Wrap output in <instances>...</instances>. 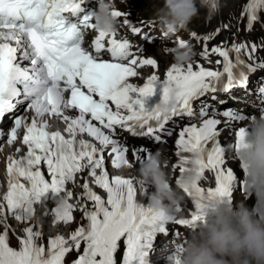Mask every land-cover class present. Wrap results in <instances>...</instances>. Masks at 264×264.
I'll return each mask as SVG.
<instances>
[{"label":"snow or ice","instance_id":"1","mask_svg":"<svg viewBox=\"0 0 264 264\" xmlns=\"http://www.w3.org/2000/svg\"><path fill=\"white\" fill-rule=\"evenodd\" d=\"M201 2L209 16L217 8V0ZM85 5L86 0H0V150L4 143L10 148L26 146L23 154L16 146L14 155L7 157V191L0 200V264H65L72 251L78 255L71 264H150L157 239L179 235L169 224L186 227L204 221L207 202L230 198L239 179L235 168L228 166L231 159L219 137L232 128L230 121H247L255 114L231 107L219 110L217 105L227 100L218 94L235 100L230 93L242 88L246 96H256L252 106L264 115V75L255 88H248L250 74L264 73V59L256 56L264 46L234 38L211 43L220 27L203 36L192 31L190 38L201 46L200 56L218 67L172 63L163 76L153 72L141 86L130 78H139V69L145 66L159 67L156 59L140 54L155 43L152 36H142L144 44L134 50L127 36L100 30L94 12H87ZM262 10L264 0L246 3L242 13L247 15L246 31L253 30ZM112 14L124 15L118 10ZM120 28L142 34L130 18H124ZM90 31L95 35L89 40ZM178 45L189 43L180 39ZM165 51L173 53L175 48ZM157 91L159 102L147 108V98ZM172 93L175 107L162 113L160 105ZM53 118L64 125L63 130L49 131ZM125 133L161 145L177 137L172 169L177 173L175 183L194 205L189 218L138 204L137 185L131 178H110L109 167L120 169L144 163L145 156L147 161L152 158L145 144L128 143ZM246 135L244 127L234 132L237 152L247 146ZM197 172L203 180L206 172L211 173L214 186L186 185L185 177ZM91 183L105 190L106 199L93 191ZM69 184L81 191L74 193ZM49 193L55 205L50 210L54 223L73 221L77 205L69 201L75 194L87 224L67 238H49L45 246L38 242L43 236L39 224L29 222L35 216L34 205L42 204L48 213ZM60 196L66 201L62 211L56 205ZM83 201H90L91 207ZM181 210L177 204L174 212ZM9 216L29 224L23 228L24 236H18V249L10 246Z\"/></svg>","mask_w":264,"mask_h":264},{"label":"clouds","instance_id":"2","mask_svg":"<svg viewBox=\"0 0 264 264\" xmlns=\"http://www.w3.org/2000/svg\"><path fill=\"white\" fill-rule=\"evenodd\" d=\"M123 2V0H121ZM162 7L156 11V21L165 37L187 30L192 20L198 16L201 0H161ZM217 2V9H218ZM115 0H97L93 21L107 34L117 31L118 17L113 15ZM195 53L189 46H177L173 52L177 64L189 63ZM175 107V95L172 93L166 103H161L160 111L170 112ZM251 140L247 146H241V154L248 166L251 178V190L256 197L259 212L253 214L243 200H235L234 207H226L219 198L212 200V207L205 210L204 220L214 215L211 223L194 230L195 226H186L187 238L175 242L178 250L173 251L166 245L162 252L166 264H264V115H254L248 121ZM169 163L162 149L152 153V158L139 169L141 177L151 182L156 191L151 199L155 209L174 212L175 206L184 200L183 191L173 187ZM132 165H125L131 169ZM203 177L197 172L185 177L184 183L192 186L200 183ZM61 211L66 205L64 197L56 200ZM169 256L171 258H169Z\"/></svg>","mask_w":264,"mask_h":264},{"label":"rangeland","instance_id":"3","mask_svg":"<svg viewBox=\"0 0 264 264\" xmlns=\"http://www.w3.org/2000/svg\"><path fill=\"white\" fill-rule=\"evenodd\" d=\"M225 1V0H224ZM132 3H133V5H137V6H139V7H141L143 10H147L148 9V7L150 6V5H152V3H153V1L152 0H147L146 2H143L142 0H136V1H134V0H132ZM228 4V3H227ZM229 5V4H228ZM222 6H223V3H222ZM234 6H237V4H235ZM229 10V9H228ZM227 10V11H228ZM226 11V12H227ZM225 12V13H226ZM225 13H223L222 15H224ZM197 23H198V21H197ZM198 27H202V25H197ZM207 28H206V26H203L202 27V29H201V31H205ZM255 201H253V202H250L249 203V205H248V207L250 208V210H252V204L254 203ZM257 202V201H256ZM258 205V204H257ZM258 212H259V206H258ZM1 227V226H0ZM13 227L14 228H17V225H13ZM22 227V226H21ZM20 227V228H21ZM73 230H75V229H73ZM72 230V231H73ZM59 231L61 232V235H64L65 236V238H67V235H68V231H67V233L65 232V230H61V229H59ZM59 231H58V229L57 228H55L53 231H51L50 232V234L48 235V236H46V237H43V238H41V239H39V243H42V244H44L45 246H47V240L49 239V238H51V237H55L56 235H60L59 234ZM12 238L14 239V240H16V237H14V235H12ZM14 246H16V243L14 242ZM77 252L76 251H72L69 255H67L66 256V258H65V264H71V261H73L76 257H77Z\"/></svg>","mask_w":264,"mask_h":264},{"label":"bare ground","instance_id":"4","mask_svg":"<svg viewBox=\"0 0 264 264\" xmlns=\"http://www.w3.org/2000/svg\"><path fill=\"white\" fill-rule=\"evenodd\" d=\"M236 1H238V0H225V2H227L228 4H227V6H231L234 2H236ZM222 3H223V5H224V2L222 1ZM222 7V6H221ZM0 175H1V173H0ZM14 233H16V230L15 231H13Z\"/></svg>","mask_w":264,"mask_h":264}]
</instances>
